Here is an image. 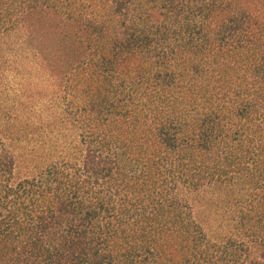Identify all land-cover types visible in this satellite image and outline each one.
<instances>
[{
  "label": "trees",
  "instance_id": "1",
  "mask_svg": "<svg viewBox=\"0 0 264 264\" xmlns=\"http://www.w3.org/2000/svg\"><path fill=\"white\" fill-rule=\"evenodd\" d=\"M5 35L0 264H258L264 0H0Z\"/></svg>",
  "mask_w": 264,
  "mask_h": 264
},
{
  "label": "rangeland",
  "instance_id": "2",
  "mask_svg": "<svg viewBox=\"0 0 264 264\" xmlns=\"http://www.w3.org/2000/svg\"><path fill=\"white\" fill-rule=\"evenodd\" d=\"M16 36H9L5 35L0 37V54H2L5 59H7L10 63L11 60L15 59L16 57ZM14 55V56H13ZM22 57H20L19 63H21ZM18 62V59H17ZM5 80H12L13 84L19 83V77L15 78L12 73L4 74ZM257 260L259 261L258 264H264V254L257 256Z\"/></svg>",
  "mask_w": 264,
  "mask_h": 264
}]
</instances>
